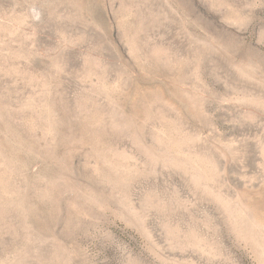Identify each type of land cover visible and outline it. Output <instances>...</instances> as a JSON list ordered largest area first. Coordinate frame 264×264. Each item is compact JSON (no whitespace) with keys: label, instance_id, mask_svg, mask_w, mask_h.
Returning a JSON list of instances; mask_svg holds the SVG:
<instances>
[{"label":"rangeland","instance_id":"rangeland-1","mask_svg":"<svg viewBox=\"0 0 264 264\" xmlns=\"http://www.w3.org/2000/svg\"><path fill=\"white\" fill-rule=\"evenodd\" d=\"M0 264H264V0H0Z\"/></svg>","mask_w":264,"mask_h":264}]
</instances>
